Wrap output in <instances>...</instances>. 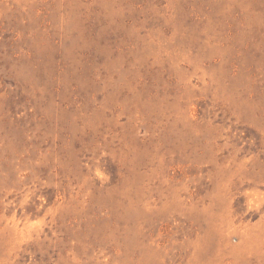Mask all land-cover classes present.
Segmentation results:
<instances>
[{
  "label": "rangeland",
  "instance_id": "1",
  "mask_svg": "<svg viewBox=\"0 0 264 264\" xmlns=\"http://www.w3.org/2000/svg\"><path fill=\"white\" fill-rule=\"evenodd\" d=\"M0 264H264V0H0Z\"/></svg>",
  "mask_w": 264,
  "mask_h": 264
}]
</instances>
